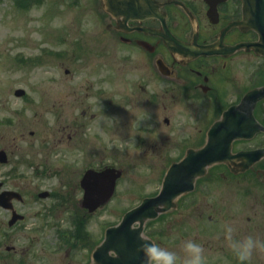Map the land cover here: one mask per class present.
Returning a JSON list of instances; mask_svg holds the SVG:
<instances>
[{
    "label": "rangeland",
    "instance_id": "rangeland-1",
    "mask_svg": "<svg viewBox=\"0 0 264 264\" xmlns=\"http://www.w3.org/2000/svg\"><path fill=\"white\" fill-rule=\"evenodd\" d=\"M24 1L0 0V148H5L9 158L8 165L0 167V181L6 182L7 189L26 194L20 208L27 216L24 225L31 237L35 234L31 228L38 223L34 214L43 211V204L52 203L51 199H33V192L53 188L67 202L70 200L68 210L58 211L51 218L65 228L71 226L69 213L78 215L74 206L82 196L78 184L83 172L105 165L120 169L122 176L111 200L87 213L79 227L81 232L85 226L93 248L107 226L117 223L141 197L158 191L166 166L183 156L185 146L177 142L178 155L171 148L166 166L161 156L157 157L158 145H151L153 138L173 131L155 120V109L140 105L144 98L137 106L132 103L134 47L118 42L108 32L103 34L109 19L93 7L92 0ZM19 89L24 96L14 94ZM142 116L151 119L148 127L153 133H140L141 127L134 133L137 118ZM79 124H83V131L72 140L59 131L64 128L72 132ZM146 135L152 136L137 147V136ZM167 149L165 146L163 151ZM73 183L75 191L68 198L61 188ZM202 185L196 192L199 203H190L196 194L181 197L176 211L147 223L146 234L175 252L180 262L185 255L183 242L192 240L204 248L206 264H239L224 239V225L231 224L236 229L235 238H242L249 226L245 220L249 214L240 209L235 212L236 202L229 210L216 204L225 206V200L216 199L225 184ZM189 204L194 205L187 208ZM233 212L238 224H232ZM250 230L249 235L255 236L253 228ZM14 241L29 255H36L35 244L20 233L12 238ZM69 260L71 264L87 261L81 259L80 251ZM35 261L27 260V264ZM65 262L63 258L56 263ZM246 264H264V254L254 253Z\"/></svg>",
    "mask_w": 264,
    "mask_h": 264
},
{
    "label": "flooded vegetation",
    "instance_id": "flooded-vegetation-1",
    "mask_svg": "<svg viewBox=\"0 0 264 264\" xmlns=\"http://www.w3.org/2000/svg\"><path fill=\"white\" fill-rule=\"evenodd\" d=\"M92 1V6L101 10L102 1ZM153 4L154 16L134 19L125 24H117L107 15L109 23L105 22L103 34L108 32L118 42L134 47L132 103L137 106L139 99L144 98L140 105L147 110L155 109V120L165 130L173 131L171 135L156 134V138H153L151 145H158L157 157L161 156L166 166L165 159L170 158L171 148L178 155L177 142L185 146L183 156L189 148L202 147L209 127L256 90H262V95L255 102L252 114L260 128L248 134L245 132V129L252 127L250 117L246 118V111L250 110L249 100L246 108L244 106L243 110H237L229 118L230 125L235 129L233 135L237 136L231 146L233 154L264 149V0H153ZM245 17L249 19L250 26L258 30L248 26ZM101 22L104 23V19ZM170 35L177 45L167 43ZM205 49L210 51L205 52ZM74 118L78 119L76 116ZM142 118H137V121ZM151 118L154 120L153 116ZM149 122L151 119L148 117L140 120L138 127L134 125V133L139 127L140 133H153L148 127ZM59 131L67 133L68 140H72L79 134L77 132L83 131V124L73 127L72 132L64 128ZM148 136L152 135L137 136L136 146L144 145ZM165 146L168 149L163 151ZM0 150L6 153L4 147ZM177 161L172 160L163 174L171 163ZM8 163L9 158L5 163L0 162V167ZM242 166L239 163L231 168L224 164L214 166L213 170L220 167L223 171H209L205 178L197 180L195 190L184 196L196 194L197 197L190 202L196 204L197 200L199 203L196 192L201 190L202 183H214L216 186L225 184L222 193L218 194L220 197L216 198L225 200V206L220 202L216 204L229 210L238 203L234 211L240 209L244 214L248 213L245 220L255 231L254 237L263 239L264 157L245 171L236 170ZM5 183L4 180L0 181V193L11 191L5 187ZM74 186L76 184L73 183V186L61 188L62 194L70 198L75 191ZM17 192L20 193L18 201L0 205V264H27V260L31 259H35L36 264H57L63 258L66 259L64 264H71L69 259L78 251L81 259H87L82 264H87L91 247L85 226L78 232L87 215L80 202L74 206L78 215L74 217L69 213L71 226L61 228L51 218L58 211L68 210L66 205L71 204L70 200L67 202L53 188L33 192V199H51L52 203L43 204V211L34 214L38 223L31 228L35 234L30 237L24 225L27 216L20 208L27 197L22 191ZM176 203V208L167 212L166 216L177 210L178 201ZM194 204L186 206L188 208ZM13 216L17 219L10 224ZM230 219L232 224H238L234 212ZM249 226H246L245 236L251 232ZM17 233L35 244L36 255H29L26 248L17 246L15 241L11 242Z\"/></svg>",
    "mask_w": 264,
    "mask_h": 264
},
{
    "label": "water",
    "instance_id": "water-1",
    "mask_svg": "<svg viewBox=\"0 0 264 264\" xmlns=\"http://www.w3.org/2000/svg\"><path fill=\"white\" fill-rule=\"evenodd\" d=\"M102 6L116 21L120 22L123 18L125 23L129 20L150 16L154 10L153 0H103ZM245 19L250 26L249 19L247 17ZM250 27L258 30L253 25ZM15 94L22 95L23 91L17 90ZM261 95L262 90L253 91L246 95L243 103L239 106L243 110L250 100V110L246 111V116L250 117L253 127H257V125L252 117V109ZM227 119L229 117L226 118V121ZM219 124L217 122L210 127L207 133V142L201 149L187 150L181 161L170 166L156 197L145 198L138 207L126 212L117 225L105 230L104 239L94 249L90 264H142L143 256L137 249L146 242L140 237L143 225L147 220L155 219L159 214L173 208L174 199L191 191L194 188L195 180L206 175L210 166L225 163L231 167L235 160L243 161L245 166H250L264 155V150L239 154L242 156L239 159L236 155H232L231 142L236 137L233 135L235 130L227 129L228 125L219 127ZM120 176L121 171L113 168H106L99 172L87 170L80 183L84 189L82 207L93 212L97 207L105 204L113 195L116 180ZM13 197L18 199L19 195L14 192L1 194L0 203H8ZM134 224H138V227L133 228Z\"/></svg>",
    "mask_w": 264,
    "mask_h": 264
},
{
    "label": "clouds",
    "instance_id": "clouds-1",
    "mask_svg": "<svg viewBox=\"0 0 264 264\" xmlns=\"http://www.w3.org/2000/svg\"><path fill=\"white\" fill-rule=\"evenodd\" d=\"M132 227L135 228L136 224ZM235 232L236 229L231 224L224 225V239L239 264L250 262L254 253L264 254V239L252 235L237 239L235 238ZM140 238L146 241L137 249L143 256L142 264H178L180 262L177 254L167 247H162L154 242H147L146 237L141 236ZM183 252L185 255L180 264H206L205 250L200 244L192 240L184 241Z\"/></svg>",
    "mask_w": 264,
    "mask_h": 264
}]
</instances>
